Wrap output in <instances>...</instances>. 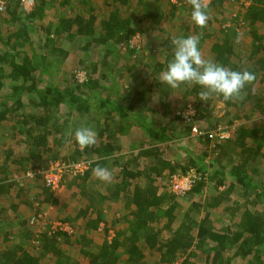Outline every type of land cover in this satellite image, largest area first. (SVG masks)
<instances>
[{
	"label": "trees",
	"instance_id": "obj_1",
	"mask_svg": "<svg viewBox=\"0 0 264 264\" xmlns=\"http://www.w3.org/2000/svg\"><path fill=\"white\" fill-rule=\"evenodd\" d=\"M3 1L0 264H264V94L257 92L264 0L206 2L204 28L187 0H35L28 13L21 0ZM189 35L213 62L255 75L242 98L215 95L225 105L221 116L213 100L199 99V85L172 89L160 80L173 59L172 39ZM111 58L125 69H113ZM182 106L193 111L188 120ZM201 122L210 131L228 124V137L202 134L191 150L184 143ZM82 126L96 131L94 146L75 141ZM47 161L68 167L59 183L69 196L38 172ZM76 164L85 168L74 172ZM97 164L112 173L110 182L93 175ZM27 170L33 174L24 183L12 177ZM191 174L184 194L169 190L175 176ZM43 206L79 229L73 247L69 233L41 234L29 224L25 214L37 216ZM70 207L74 213L58 217ZM118 212L124 225L96 244L99 222ZM82 218L89 222L80 230Z\"/></svg>",
	"mask_w": 264,
	"mask_h": 264
},
{
	"label": "clouds",
	"instance_id": "obj_2",
	"mask_svg": "<svg viewBox=\"0 0 264 264\" xmlns=\"http://www.w3.org/2000/svg\"><path fill=\"white\" fill-rule=\"evenodd\" d=\"M187 2L192 6L193 22L200 28L206 27L209 20L206 0H187ZM29 6H32L30 10L32 11L35 0H23L22 9L27 10ZM171 43L174 46L173 59L160 73V80L172 89L178 88L181 84H195L202 89L198 94L201 101L207 102L216 95L222 96L227 102L242 98L241 94L245 86L255 80V75L248 70L235 71L212 60L204 59L198 47L197 36L174 37ZM74 139L81 148L91 147L96 144L97 133L89 126H82L75 129ZM92 172L101 181L110 182L112 179V173L98 164L92 168Z\"/></svg>",
	"mask_w": 264,
	"mask_h": 264
},
{
	"label": "rangeland",
	"instance_id": "obj_3",
	"mask_svg": "<svg viewBox=\"0 0 264 264\" xmlns=\"http://www.w3.org/2000/svg\"><path fill=\"white\" fill-rule=\"evenodd\" d=\"M173 2H176V0H172ZM211 0H206V2H210ZM32 9V6L30 7V9L29 10H24L25 11V13H28L30 10ZM56 11V8H54V9H52V11H50L49 12V16L50 17H52L53 16V14H54V12ZM56 14V13H55ZM47 17V19L48 18H50V17ZM7 17V16H6ZM4 28L5 29H7V30H13V26H12V24L10 25V24H5V26H4ZM134 37L135 36H133L132 37V41L133 42H137V43H139V39L137 38L136 40H134ZM140 38H142L141 37V35H140ZM142 41L143 42H147L148 40H146V39H143L142 38ZM80 42H82V40L80 41ZM198 47H199V50L201 51V54H202V56H203V58L204 59H206V60H211V58L210 57H208V55H206L207 53H205V48L204 49H202L201 48V44H199L198 45ZM110 61V60H109ZM117 61V63L118 64H116L115 62L113 63V60H112V58H111V61H110V63H112V67H114L113 69H118V67H119V65H121L120 67H122V69H125V68H123V65H122V63H121V60L120 59H118V60H116ZM119 67V68H120ZM109 69V68H108ZM263 91H264V86H260L258 89H257V92H259V93H263ZM216 96L214 95L213 97H211L207 102H209V101H212V103L211 104H213V105H215V115H217V116H221V115H223L224 114V111H225V105L221 102V101H219V100H217L216 98H215ZM206 103V102H205ZM186 107V106H185ZM184 106H182L181 108H179L178 109V112H181L182 113V111L184 110V108H185ZM261 119H262V121H263V123H264V116H262L261 117ZM252 121H253V119H251V120H248L247 122H245V123H247L248 125L249 124H251L252 123ZM199 124L201 125V126H199ZM194 126L193 127H195L196 128V132L194 133V132H192V139H189L190 141H189V144L188 143H184V145H190L189 147H190V149L191 150H194V151H197V149H199V148H195L196 146H200L199 144H198V136H201L202 134H206V133H209L210 135H211V137L213 138V140H214V142L215 141H218L219 139H221V138H227L228 137V134H227V132H224V131H226V129H224V128H227L228 129V124H219V125H221V127H219L218 126V128H215V129H212V131H210V130H207V129H204L203 127L206 125V124H204L203 122H201V123H194L193 124ZM234 125H231V127H233ZM223 127V128H222ZM224 130V131H223ZM1 133H5V135L6 134H8V132L6 131V132H1ZM132 133V132H131ZM262 131L260 132V134L259 135H262ZM222 135H225V137H222ZM191 138V137H190ZM219 138V139H218ZM0 139H1V134H0ZM222 140V139H221ZM188 141V140H187ZM0 143H2V141L0 140ZM128 150H130V147H129V145H128ZM125 152H127V149H125ZM42 174L43 173H48V175L49 176H47V178H49V177H51V179H55L56 180V182L58 183V184H56L55 186H53V189H55L56 191H57V193H64V194H66V195H70V192H69V190H66L65 189V187H64V185H62V184H60L58 181L60 180V178H61V172H62V169L60 170V168H57L56 167V165L55 164H53L51 161H47V162H45L44 164H43V168L41 169V170H39ZM38 171V172H39ZM37 172V173H38ZM11 174H13L12 175V177H16V178H18L19 180V182H21V180L23 181V178H25L23 175H21V174H18L17 172H15V171H13V172H11ZM28 174H33L32 173V171H28V173H26V175L28 176ZM55 176H56V178H55ZM30 177V176H29ZM58 180V181H57ZM173 182L174 181H172L171 183H169L168 184V188H169V190H171L172 192H176L175 194H177V191H176V186L174 187V185H173ZM23 183H24V181H23ZM81 201V200H80ZM73 207V206H72ZM72 207H70L68 210H66L64 213L63 212H61L60 211V214H57L58 215V217L59 218H62V217H64L67 213H69V212H74L75 210H73V208ZM72 209V210H71ZM55 211H56V213H58L57 211V209L56 208H54V207H49V206H43L42 208H40V211H39V213H38V215L37 216H33L32 215V213H28V214H25V216L26 217H31V219H30V221H29V224L32 226V228H34L35 230H36V232L37 233H41V234H43V233H47V234H51L52 232H54V231H56V230H62V231H65V232H67V233H69V234H71V239H72V241H71V244H75L74 242H73V239H75L76 238V236L78 235V232H76V233H73L72 231H70V228H68V225H66V224H64V223H61V222H59V221H55V218H56V213H55ZM30 214V215H29ZM107 214V213H106ZM48 224H51V225H49V226H47ZM102 228H104V226L102 227ZM99 234H103V230L102 229H100V231L98 232ZM164 236H166V235H164ZM1 241V240H0ZM35 243H36V239H34L33 240ZM71 247V246H70Z\"/></svg>",
	"mask_w": 264,
	"mask_h": 264
},
{
	"label": "built area",
	"instance_id": "obj_4",
	"mask_svg": "<svg viewBox=\"0 0 264 264\" xmlns=\"http://www.w3.org/2000/svg\"><path fill=\"white\" fill-rule=\"evenodd\" d=\"M21 6L23 7V0H21ZM4 5H5V2L3 1V0H0V12H3L4 10H5V8H4ZM30 7L31 6H29L28 7V9L27 10H29L30 9ZM24 8V7H23ZM138 37L137 36H135L134 37V40H136ZM133 43H135V42H133ZM77 78H78V80L79 81H84V80H86V75H85V73L83 72V71H78V73H77V76H76ZM182 113H183V115H184V117L188 120L189 118H190V116L193 114V111L191 110V109H188V108H186V109H184L183 111H182ZM224 131V130H223ZM192 132H196V128L195 127H193V129H192ZM224 132H227V134H228V131L226 130V131H224ZM222 137H225V135H222ZM53 164H55L56 165V167L57 168H60V170L61 169H64V168H68L67 166H65V165H59L58 163H55V162H52ZM85 168V166L84 165H82V164H76V165H73L72 166V171L74 170V172L75 171H82L83 169ZM40 172V171H39ZM44 174V177H45V181H46V183L48 184V185H51V187L53 188V186H55L56 184H58L57 182H56V180L53 178V179H51V177H49V178H47V176H49L48 175V173H43ZM32 174H28V176H31ZM55 178H56V176H55ZM193 178H195V176L194 175H189V176H185V177H177V176H175L174 178H173V185H174V187L176 186V191H177V194H184L187 190H189L190 189V187H191V184H192V181H193ZM58 181V180H57ZM59 182V181H58ZM176 193V192H175Z\"/></svg>",
	"mask_w": 264,
	"mask_h": 264
},
{
	"label": "crops",
	"instance_id": "obj_5",
	"mask_svg": "<svg viewBox=\"0 0 264 264\" xmlns=\"http://www.w3.org/2000/svg\"><path fill=\"white\" fill-rule=\"evenodd\" d=\"M257 86H259L260 87V85H257ZM262 94H264V92L262 93ZM28 171L29 170H27V172L26 173H28ZM26 173L23 175V176H25L26 175ZM31 177V176H30ZM79 207V206H78ZM75 212V211H74ZM73 212V213H74ZM77 213V212H76ZM75 213V214H76ZM94 216H95V214L93 213L92 215H91V220L89 219V221H92L93 219H94ZM79 217V216H78ZM77 217V218H78ZM106 219H107V221L106 222H99V225H98V227H97V229H95V235H96V237L94 238V240H95V243L97 244V243H100V242H103L104 241V238L108 241V240H110L112 237L111 236H113L114 235V228L113 227H118V226H122V223H123V225H124V219H125V217L126 216H123V214L121 213V212H118V213H113V214H107L106 216ZM82 220V221H81ZM84 220L86 221V222H84ZM87 219H85V218H82V219H80V222L78 223L80 226H81V228H80V230H83V228H85L86 226H87V224H88V222H89ZM107 223V224H106ZM66 224V223H65ZM66 225H68V228H70V231H72L73 233H76V232H78V234H79V229L77 230V228H74V227H72L70 224H66ZM107 225H109V228L107 227ZM104 226V228H102ZM106 226V227H105ZM107 228V229H106ZM86 229V228H85ZM100 229H102L103 230V234H99L98 232L100 231ZM106 230H108V234L105 236V231ZM69 235H71V234H69ZM73 245H75V244H71L70 246H72L73 247Z\"/></svg>",
	"mask_w": 264,
	"mask_h": 264
},
{
	"label": "bare ground",
	"instance_id": "obj_6",
	"mask_svg": "<svg viewBox=\"0 0 264 264\" xmlns=\"http://www.w3.org/2000/svg\"><path fill=\"white\" fill-rule=\"evenodd\" d=\"M143 49V48H142ZM142 51V50H141ZM144 51V50H143ZM69 87V86H68ZM232 132V131H231Z\"/></svg>",
	"mask_w": 264,
	"mask_h": 264
}]
</instances>
